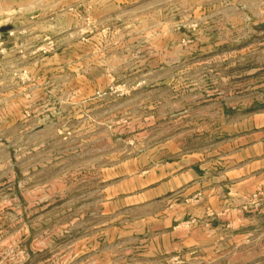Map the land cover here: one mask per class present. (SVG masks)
<instances>
[{"label":"rangeland","instance_id":"1","mask_svg":"<svg viewBox=\"0 0 264 264\" xmlns=\"http://www.w3.org/2000/svg\"><path fill=\"white\" fill-rule=\"evenodd\" d=\"M171 1L166 12L144 7L129 27L84 20L77 10L72 25L61 22L35 43L32 71L23 57L0 77L30 86L21 96L29 100L31 84L40 88V103L24 108L22 121L19 94L8 92L0 264H208L191 251L151 250L130 220L101 216L90 193L80 197L96 165L175 135L186 147L204 145L264 112V0H198L197 9Z\"/></svg>","mask_w":264,"mask_h":264},{"label":"crops","instance_id":"2","mask_svg":"<svg viewBox=\"0 0 264 264\" xmlns=\"http://www.w3.org/2000/svg\"><path fill=\"white\" fill-rule=\"evenodd\" d=\"M178 2L192 9L199 4L198 0ZM154 4L166 12L173 2L0 0V30L16 32L0 62V77L5 78L13 60L23 57L33 60L32 71L40 56L35 43L48 38L61 22L72 25L77 10L84 20H117L129 27L141 20L144 7ZM23 42L32 46L19 51ZM14 87L0 81V154L7 137L2 124L9 117L8 92L20 95L14 102L17 120L25 118L24 108L40 103L38 84H31L30 100L21 97L30 86ZM36 112L32 110V119L38 118ZM94 167L98 174L80 197L90 193L95 213L101 216L130 220L128 227L147 237L151 250L191 251L208 264H264V205L255 209L249 204L253 194L264 190V112L246 115L227 135L204 145L186 147L175 135L106 168Z\"/></svg>","mask_w":264,"mask_h":264},{"label":"built area","instance_id":"3","mask_svg":"<svg viewBox=\"0 0 264 264\" xmlns=\"http://www.w3.org/2000/svg\"><path fill=\"white\" fill-rule=\"evenodd\" d=\"M14 36V31H2L0 30V57L5 56L8 53L9 39ZM264 200L263 193H255L250 198V203L254 204L256 208H259Z\"/></svg>","mask_w":264,"mask_h":264},{"label":"water","instance_id":"4","mask_svg":"<svg viewBox=\"0 0 264 264\" xmlns=\"http://www.w3.org/2000/svg\"><path fill=\"white\" fill-rule=\"evenodd\" d=\"M4 30V29H3Z\"/></svg>","mask_w":264,"mask_h":264}]
</instances>
